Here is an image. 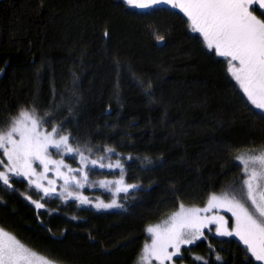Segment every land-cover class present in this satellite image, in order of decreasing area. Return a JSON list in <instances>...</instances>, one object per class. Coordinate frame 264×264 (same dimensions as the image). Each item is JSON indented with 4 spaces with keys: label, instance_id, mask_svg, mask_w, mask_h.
<instances>
[{
    "label": "trees",
    "instance_id": "trees-1",
    "mask_svg": "<svg viewBox=\"0 0 264 264\" xmlns=\"http://www.w3.org/2000/svg\"><path fill=\"white\" fill-rule=\"evenodd\" d=\"M227 60L170 5L0 0V132L27 111L41 129L70 136L77 153L118 162L115 174L95 173L129 189L112 211L54 199L37 208L33 189L10 176L11 187L0 183V228L54 261L70 262L58 249L70 240L94 260L137 264L146 228L180 205L240 199L245 173L236 157L264 149V114L251 108ZM171 264L261 263L236 239L205 233Z\"/></svg>",
    "mask_w": 264,
    "mask_h": 264
},
{
    "label": "snow or ice",
    "instance_id": "snow-or-ice-1",
    "mask_svg": "<svg viewBox=\"0 0 264 264\" xmlns=\"http://www.w3.org/2000/svg\"><path fill=\"white\" fill-rule=\"evenodd\" d=\"M129 6L139 9H151L157 5H170L179 8L188 18L191 30L199 33L209 50H214L220 57L228 58V72L239 82L244 93L251 103L260 110H264V0H125ZM259 12L260 16L254 14ZM104 35L107 37L108 32ZM163 36H157V40L163 41ZM31 121V127L28 126ZM39 121L22 110L19 118L12 121L11 128L7 132H0V150L7 156L8 164L0 160L5 170H0V183L11 187L9 173L14 176L29 174L32 169L31 161L38 160L47 169L46 155L49 144L56 149L61 145L67 148L69 153L73 149L68 146V136L61 135L59 140H52L57 133L56 128L50 132L41 134L36 131ZM14 134L19 139H14ZM252 154H241L236 157L244 165V173L247 178L243 180L247 191L240 190V199L232 197H217L213 195L208 201V207L203 209H189L184 211V205H180L181 211L171 217L172 223L161 234L159 227L149 226L147 233L153 237L151 248L145 245L137 264H148L149 253L160 258L171 259L179 255V245L192 243L200 228L206 223H218L219 235H235L243 242L246 252L258 262H264V149L251 150ZM247 157V158H245ZM52 163L63 164V161ZM93 164L96 161H92ZM258 164L259 169L249 164ZM119 166V165H117ZM39 187V185H37ZM128 187H135L130 185ZM127 191V187L120 189ZM47 194V193H46ZM250 201V203H249ZM37 208L44 205L38 201H32ZM83 202H87L86 198ZM112 204L98 205L111 208ZM218 206H227L235 217V226L229 231L223 225L226 221L223 217L201 218L198 212H207ZM187 230L191 231L192 239H186ZM202 235V233H200ZM159 244V247H158ZM174 247L175 252L168 253L167 247ZM217 260L221 259L219 256ZM0 264H50L45 257L36 251L26 247L14 235L0 228Z\"/></svg>",
    "mask_w": 264,
    "mask_h": 264
},
{
    "label": "rangeland",
    "instance_id": "rangeland-1",
    "mask_svg": "<svg viewBox=\"0 0 264 264\" xmlns=\"http://www.w3.org/2000/svg\"><path fill=\"white\" fill-rule=\"evenodd\" d=\"M239 84V82H238ZM240 86V84H239ZM241 88V86H240ZM241 91L243 92L245 98L248 100L249 105L251 108L261 114H264V110L257 109L251 101L248 99L247 95L244 93L243 89L241 88ZM19 118V116L17 117ZM28 126L31 127V121L27 122ZM12 124V122H11ZM11 124L9 125V129H7L5 132L10 130ZM36 131L41 133L42 135L45 133H48L50 131L43 130L39 127V125L36 128ZM61 135L57 136L56 134L52 137V140H59V137ZM66 136V135H64ZM14 139H19V136L14 134ZM68 146L72 148L69 140H68ZM73 149V148H72ZM2 152V150H0ZM250 155V154H249ZM3 160L5 161V165L8 164L7 156H5L2 152ZM103 155H96L97 159L87 158L86 154H80L77 153L74 149L73 152L69 153L67 151V148H65L63 145H61V148L58 150L54 147H52L51 144L48 146V152L45 157L47 162V169L45 168L44 164H41L38 160L31 161L32 169H35V172H32L29 170V174L27 176L20 175V176H14L11 173H9V177L13 176L17 179L24 180L29 188L33 189L34 195L36 197L35 201H38L39 203L43 205H47L46 203H51L50 201H45L44 199L49 200H58V202H72L74 203L75 207L78 208H92L97 211H112L119 207V203H121L125 197L121 194L127 191H122L120 189L126 188L123 186L122 180L118 179L117 176L112 178L107 177H99V175H96V171H101L102 169H106L108 171L113 172L114 174L119 171L118 162L111 161V159H102ZM247 158V157H245ZM53 161H63V164H56L52 163ZM92 161H96L95 164L92 163ZM240 161V160H239ZM241 163V162H240ZM243 169L244 165L241 163ZM4 166V165H3ZM252 167H256L259 169L258 164H249V169ZM6 171V168L4 169ZM105 170V171H106ZM247 178L245 174V179ZM261 184L264 185V181H261ZM39 185V187H37ZM99 188V189H98ZM104 191V193H107L108 196L106 199H104L101 196V193ZM244 192L247 191L246 186L243 188ZM47 193V194H46ZM121 193V194H120ZM120 194V195H119ZM119 195V197L117 196ZM120 196H123V198L120 199ZM224 197V196H219ZM87 200V202H83L84 200ZM228 198V197H227ZM106 200V201H103ZM230 199V198H229ZM115 201V205L111 208H105L98 205L103 204H112V202ZM250 203V201H249ZM65 205V203H63ZM36 207V205H35ZM208 207V202H206L203 206H197L194 207L195 209H203ZM189 209H193V207H184V211H187ZM181 208H179L175 213L180 212ZM174 213V214H175ZM173 214V215H174ZM172 215V216H173ZM197 215L201 218L205 217H212V218H218L223 217V220L226 221L224 223L223 227L231 231L235 226V217H233L232 213L227 210V206H218L210 209L207 212L200 211L197 213ZM171 216V217H172ZM171 217L168 221L157 224L152 227H159V231L161 234L164 233L165 229H167L170 224L172 223ZM12 220L10 221V223ZM220 227V224L218 223H206V226L200 228V232L196 234L195 239L192 243H186V244H180L179 245V255L183 247H187L199 240H201L203 237H205V233L210 235H215L219 237L224 238H231L236 239L238 242L241 243L242 246L245 247L243 242L239 239V237L232 235H219L217 233V228ZM188 235H186V239H192L191 231L187 230ZM202 233V235L200 234ZM149 243L148 247L151 248L153 237L151 234H149ZM68 244L59 246L58 249H65L67 252V259L70 260L64 261H54L52 258H48L42 253L37 252L40 256L45 257L48 261H50V264H106V260L103 261L100 260V258H96L94 260L93 258L87 256V251H82L81 254H78V250H75V246L72 244V242L67 241ZM25 245V244H24ZM26 246V245H25ZM27 247V246H26ZM159 247V244H158ZM29 248V247H28ZM75 250V251H74ZM166 251L168 253L175 252L176 249L174 247H167ZM179 255L172 256L171 259H165L163 257V254H161L160 258L157 259L155 255L152 253H149V260L148 264H171L174 258L178 257ZM261 264H264V262H260Z\"/></svg>",
    "mask_w": 264,
    "mask_h": 264
},
{
    "label": "bare ground",
    "instance_id": "bare-ground-1",
    "mask_svg": "<svg viewBox=\"0 0 264 264\" xmlns=\"http://www.w3.org/2000/svg\"><path fill=\"white\" fill-rule=\"evenodd\" d=\"M163 9H165V8H163ZM169 9V8H168ZM183 13V12H182ZM184 14V13H183ZM259 15V14H258ZM185 20V19H184ZM189 29V28H188ZM189 33V32H188ZM161 42V41H160ZM203 50V49H202ZM211 56V55H210ZM217 58V57H216ZM222 61V60H221ZM225 65H227V64H225ZM150 67V66H149ZM223 71H224V69H223ZM134 74V73H133ZM140 74V73H139ZM145 75V74H144ZM133 76V75H132ZM175 76V75H174ZM147 85V84H146ZM152 88V87H151ZM144 93V92H143ZM150 94V93H149ZM33 116V115H32ZM43 121V120H42ZM47 121V120H46ZM30 122V121H29ZM40 123V122H39ZM43 123V122H42ZM40 125V124H39ZM44 125H46L45 123H44ZM50 126H52V125H50ZM54 127V126H53ZM7 128V127H6ZM42 128V127H41ZM3 131V130H2ZM9 131V130H8ZM5 132V131H4ZM61 133V132H60ZM70 137V136H69ZM73 143V142H72ZM113 145V144H112ZM95 148V147H94ZM84 150V149H83ZM86 150V149H85ZM111 150V149H110ZM81 151V150H80ZM116 153V152H115ZM129 153V152H128ZM127 156V155H126ZM133 157V156H132ZM2 170V169H1ZM126 173V172H125ZM127 174V173H126ZM132 182V181H131ZM127 183V182H126ZM4 186H6V185H4ZM15 188V187H14ZM13 188V189H14ZM28 188V187H27ZM144 188H145V186H144ZM27 190V189H26ZM21 193V192H20ZM28 195V194H27ZM25 198V197H24ZM134 201H135V199H133ZM192 207V206H191ZM70 208V207H69ZM67 209V208H66ZM172 214V213H171ZM167 217V216H166ZM160 220V219H159ZM162 220V219H161ZM155 223V222H154ZM151 225V224H150ZM146 245V244H145ZM141 254V253H140ZM140 257V256H139Z\"/></svg>",
    "mask_w": 264,
    "mask_h": 264
}]
</instances>
